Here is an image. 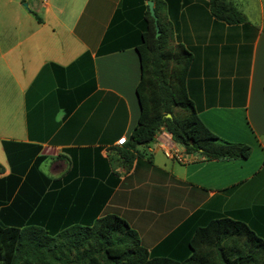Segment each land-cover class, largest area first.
<instances>
[{
	"label": "crops",
	"instance_id": "crops-1",
	"mask_svg": "<svg viewBox=\"0 0 264 264\" xmlns=\"http://www.w3.org/2000/svg\"><path fill=\"white\" fill-rule=\"evenodd\" d=\"M152 1L170 43L192 54L198 116L250 155L209 160L160 128L124 161L147 0H0L1 224L61 229L116 213L150 250L210 213L264 223V0L258 20L237 7L238 24L208 0Z\"/></svg>",
	"mask_w": 264,
	"mask_h": 264
},
{
	"label": "trees",
	"instance_id": "trees-1",
	"mask_svg": "<svg viewBox=\"0 0 264 264\" xmlns=\"http://www.w3.org/2000/svg\"><path fill=\"white\" fill-rule=\"evenodd\" d=\"M208 3L216 20L226 24L247 21L230 0ZM145 7L146 27L136 46L140 112L125 141L124 161L130 165L134 154L129 149L152 141L160 128L187 153L195 152L209 160L247 158L249 145L224 140L202 122L186 89L192 54L183 44L170 43L169 23L161 21L154 9L159 31L156 36L153 17L148 5ZM0 264H264V223L210 213L180 224L150 250L116 213L61 229L32 222L21 227L0 223Z\"/></svg>",
	"mask_w": 264,
	"mask_h": 264
},
{
	"label": "rangeland",
	"instance_id": "rangeland-1",
	"mask_svg": "<svg viewBox=\"0 0 264 264\" xmlns=\"http://www.w3.org/2000/svg\"><path fill=\"white\" fill-rule=\"evenodd\" d=\"M234 1L236 3L235 6L239 7L246 14V16H248V17L251 16L252 18L257 19V20L259 19V17H260V7H259V4H258L257 0H246L247 4L244 3L243 5H239L238 1H236V0H234ZM263 4H264V1H263ZM263 16H264V5H263ZM159 19H160V17H159Z\"/></svg>",
	"mask_w": 264,
	"mask_h": 264
},
{
	"label": "water",
	"instance_id": "water-1",
	"mask_svg": "<svg viewBox=\"0 0 264 264\" xmlns=\"http://www.w3.org/2000/svg\"><path fill=\"white\" fill-rule=\"evenodd\" d=\"M146 3L148 5L149 13L153 17L155 30H156V36H157L159 34V31H158L157 17L155 15L154 8H153V2L152 0H147ZM166 116H170V114H167Z\"/></svg>",
	"mask_w": 264,
	"mask_h": 264
},
{
	"label": "built area",
	"instance_id": "built-area-1",
	"mask_svg": "<svg viewBox=\"0 0 264 264\" xmlns=\"http://www.w3.org/2000/svg\"><path fill=\"white\" fill-rule=\"evenodd\" d=\"M167 153V155H168V152H166Z\"/></svg>",
	"mask_w": 264,
	"mask_h": 264
}]
</instances>
